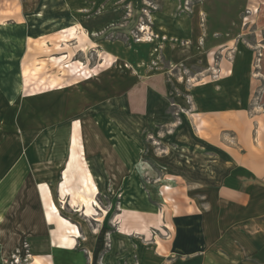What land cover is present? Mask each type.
Masks as SVG:
<instances>
[{
  "label": "rangeland",
  "instance_id": "rangeland-1",
  "mask_svg": "<svg viewBox=\"0 0 264 264\" xmlns=\"http://www.w3.org/2000/svg\"><path fill=\"white\" fill-rule=\"evenodd\" d=\"M257 78L264 0H0V181L18 183L0 264H54L53 240L128 264L172 241L208 209L194 141L242 132L208 118Z\"/></svg>",
  "mask_w": 264,
  "mask_h": 264
},
{
  "label": "crops",
  "instance_id": "crops-1",
  "mask_svg": "<svg viewBox=\"0 0 264 264\" xmlns=\"http://www.w3.org/2000/svg\"><path fill=\"white\" fill-rule=\"evenodd\" d=\"M163 20V17L158 18V24ZM166 20L179 24L175 27L181 25L177 20L168 17ZM227 78V88L236 86ZM260 88L257 113L251 118L245 116L243 109L250 103L252 93ZM238 91L247 94L245 100L228 101V110L213 113L216 116L208 119L220 129L242 124V132L230 129L229 135L234 137L228 142V136L220 134L218 137L210 129L206 131L210 137L199 136L194 141L198 153L193 157L192 170L201 175L197 176L200 180L196 184L204 190L208 209L203 212L189 210L186 217L174 222L176 234L172 241L164 242L163 248L157 247V251L137 248V261H127L128 264H264V78L244 83ZM2 120L0 116V126L4 123ZM252 120L256 132L250 133ZM213 153L215 159L211 158ZM4 188L11 189L6 203L12 205L18 183L0 181V195ZM3 211H10V207L0 211V221ZM119 242L120 239L115 240L113 251ZM52 243L50 256L54 264H84L76 251L77 246H61L55 240ZM107 259L110 264H124L116 256L110 258L109 255Z\"/></svg>",
  "mask_w": 264,
  "mask_h": 264
}]
</instances>
